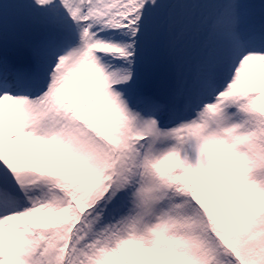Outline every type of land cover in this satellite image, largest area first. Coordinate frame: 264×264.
<instances>
[{
    "label": "snow or ice",
    "instance_id": "6c2138e0",
    "mask_svg": "<svg viewBox=\"0 0 264 264\" xmlns=\"http://www.w3.org/2000/svg\"><path fill=\"white\" fill-rule=\"evenodd\" d=\"M0 264H264V0H0Z\"/></svg>",
    "mask_w": 264,
    "mask_h": 264
},
{
    "label": "rangeland",
    "instance_id": "374dc122",
    "mask_svg": "<svg viewBox=\"0 0 264 264\" xmlns=\"http://www.w3.org/2000/svg\"><path fill=\"white\" fill-rule=\"evenodd\" d=\"M60 162L63 163V164H65L70 170L75 171L74 166L71 165L70 163H68L67 161H63V160L61 159Z\"/></svg>",
    "mask_w": 264,
    "mask_h": 264
}]
</instances>
